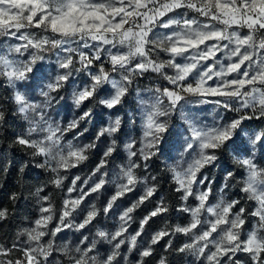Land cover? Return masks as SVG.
I'll use <instances>...</instances> for the list:
<instances>
[{
	"label": "snow or ice",
	"instance_id": "6c2138e0",
	"mask_svg": "<svg viewBox=\"0 0 264 264\" xmlns=\"http://www.w3.org/2000/svg\"><path fill=\"white\" fill-rule=\"evenodd\" d=\"M8 150L43 184L0 264H264V0H0Z\"/></svg>",
	"mask_w": 264,
	"mask_h": 264
},
{
	"label": "trees",
	"instance_id": "16d2710c",
	"mask_svg": "<svg viewBox=\"0 0 264 264\" xmlns=\"http://www.w3.org/2000/svg\"><path fill=\"white\" fill-rule=\"evenodd\" d=\"M8 117L9 123H18V121H13L12 108L8 107ZM102 117H100L101 119ZM6 156L9 160L13 162L12 167L7 175L0 174V208L6 207L9 209L10 218L7 222L3 224V227H0V240H7L8 238H15V233L23 225L21 221L25 224L28 221V218L34 216L37 211L35 195L37 188L42 186L43 181L38 182L37 170L27 169L25 175L18 173V168L25 159L24 155L18 150H8ZM163 158L159 161V166L163 169ZM223 166L227 167L229 161L226 159L221 162ZM219 173V169L216 171ZM155 174V173H154ZM219 183V179H217ZM161 189L160 194L169 197V201L173 202L174 197H171L170 185L165 180H161ZM13 192H17L20 196V199L16 202H12L9 197ZM45 192H49L53 195L54 199L58 200L61 193L52 192V189L46 188ZM144 209L138 211L137 216L144 214ZM173 218L174 214H173ZM156 226V225H153ZM162 247V246H161ZM160 254V249L157 250V255ZM157 257H153L149 261V264H154V260Z\"/></svg>",
	"mask_w": 264,
	"mask_h": 264
},
{
	"label": "rangeland",
	"instance_id": "374dc122",
	"mask_svg": "<svg viewBox=\"0 0 264 264\" xmlns=\"http://www.w3.org/2000/svg\"><path fill=\"white\" fill-rule=\"evenodd\" d=\"M144 83H147V81H145ZM59 111H60V116L59 117H57V119H60L61 117H67V118H71V113H70V111L67 109V108H61V109H59ZM102 123V118L100 119V117L99 118H95L94 119V121H93V124L90 126V132H89V136L90 135H92L95 131H96V129L100 126V124ZM70 138V137H69ZM86 142V141H85ZM163 164H164V158H163ZM119 163H120V158H117V160H116V164L117 165H119ZM223 165V164H222ZM218 169H213L212 171L213 172H216ZM87 171V169H84L83 170V172H81L80 174L81 175H83L84 174V172H86ZM98 223L99 224H107V225H111L112 224V221L111 220H104V218L103 217H101L100 219H99V221H98ZM135 224H133V228H135ZM156 226H153V229L155 228ZM150 231H151V229H150Z\"/></svg>",
	"mask_w": 264,
	"mask_h": 264
}]
</instances>
